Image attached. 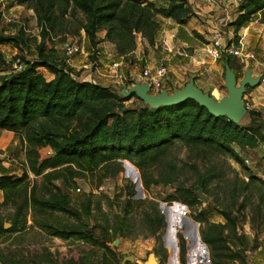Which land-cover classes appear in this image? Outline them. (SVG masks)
Here are the masks:
<instances>
[{"label": "trees", "instance_id": "16d2710c", "mask_svg": "<svg viewBox=\"0 0 264 264\" xmlns=\"http://www.w3.org/2000/svg\"><path fill=\"white\" fill-rule=\"evenodd\" d=\"M16 3L33 10L41 40L34 58H14L22 63L20 69H15L0 49V129L14 133L25 154L19 174L0 173V241L37 228L53 237H76L99 250L85 253L84 259L73 264H120V254L108 243L116 237L131 238L135 225L132 214L136 213L144 227L142 236L155 239L154 253L164 261L166 250L161 235L166 222L157 201L133 198V186H127L126 196L117 201L116 210H103L102 196L92 193H85L76 206L72 197L53 183L56 179L73 182V177L82 171L96 169L104 175H115L122 169L121 161L127 160L138 170L144 191L153 185L173 188L167 200L184 204L199 223L200 238L209 248L211 264H246V253L256 249L257 244L238 231V213L249 204L258 209V203L251 205L248 195L257 181L264 184L252 174L243 158L248 150L264 141L263 132L252 125V118L248 125H240L225 116L210 114L192 99L156 108L140 100L138 107H127L125 102L137 98L135 95L124 97L113 85L80 78L67 59L44 49L45 38L50 35L74 36L83 30L91 48L89 60L102 41L112 43L116 54L124 57L135 50L138 36L149 46L155 45L158 15L185 24L193 14L186 0H168L166 5L152 0ZM255 14L264 24V0H241L232 21L235 31ZM100 31L104 32L102 38L98 37ZM7 43L22 49L26 44L22 28L17 34H6L0 28V47ZM146 52L144 47L143 53ZM226 56L230 55L220 58ZM40 67L50 72L52 78L47 79ZM248 110L249 117L260 113ZM45 147L51 152L41 156L40 150ZM176 149L184 150L187 160H191L187 163L194 173L191 184L180 179L181 168L174 160L179 157L174 154ZM215 156L233 159L247 177L235 178L223 186V192L218 194L222 195L221 201L225 197L223 203L219 201L221 204L213 202L212 185L219 179V172L213 171L210 163ZM30 173L40 180L30 178ZM197 190L212 197V202L204 203ZM106 202L112 207L114 199L106 197ZM212 210L218 211L224 222L210 221L207 213ZM93 213L100 215L101 221L91 224ZM56 215L65 218L58 219ZM96 228L100 229L98 235ZM177 239L179 259L185 264L186 241L180 233ZM0 264L23 261L0 248Z\"/></svg>", "mask_w": 264, "mask_h": 264}, {"label": "rangeland", "instance_id": "374dc122", "mask_svg": "<svg viewBox=\"0 0 264 264\" xmlns=\"http://www.w3.org/2000/svg\"><path fill=\"white\" fill-rule=\"evenodd\" d=\"M153 2L158 5H166L168 0H153ZM186 4L192 10L193 14L183 25L176 24L174 21L168 20L167 18L158 17L159 27L156 31L157 41H155V45L153 46H145L147 52L143 54L146 55L148 59L153 58L155 63H157L156 66L161 64L159 62L161 59H165V61L175 66L176 72L182 79H180V82H177V77L171 78V75H169L171 72L168 73L165 79L166 82L164 83V88L168 91H171L173 86L178 88L183 86L184 82L188 81L189 77H193L203 87V91L208 92L218 100L226 95V89L223 86L224 59H227L228 64L233 68L237 81L242 78L247 64L245 61H241L239 58L231 55L216 60L212 58L208 50L213 29H222L225 39L227 41L231 40L235 47H241L251 54L254 52L259 58H264V24L259 21L258 14H255L249 21L245 22L235 31V26L232 21L237 16L236 12L232 14L230 19L225 21L221 9L210 6L202 2V0H186ZM0 28L6 34H17L19 29L22 28V33L26 42L22 49L19 50L10 43L3 44L0 47L4 57L7 61L11 62L13 67L18 66V60L14 58L19 55L23 56L25 59H32L36 56V46L41 40V33L32 9L24 4H17L16 0H0ZM100 34L101 32L98 33V37ZM138 40L137 37L136 46L139 45ZM66 43H75L79 46L80 51L68 57L66 61L75 65V70L80 73V78H85L87 74H91V79L94 78L96 81L100 80L107 85H113L118 90H120L122 86H125L127 89L133 84L128 83V81L131 80L129 77L122 78L121 80L117 78V66H112L116 60L114 57L115 53L109 50V48H105L107 51L103 53L106 58L108 56V58L105 59V61H107L105 68L111 75L107 80L104 78L100 79L98 74L95 73L97 65L100 64L97 58L99 50L94 54L93 59L88 60L89 65L85 66V59H89V55L86 56V51L91 50V48L88 45L89 43L83 30H80L74 36L69 33L66 35H50L45 38L44 49L45 51H53L58 56H62L63 48ZM89 52L91 53V51ZM145 65L146 62L143 60L141 69L144 68ZM252 88L253 87H247L243 96L245 102L249 100L247 91ZM140 103L138 98H131L125 102V105L127 107H138ZM259 104L261 107L258 106L257 108L247 105V112L249 111L248 109L252 108L259 110L260 113L259 115L251 114V117L246 113L239 124L248 125L250 123V118H252V125L259 127L264 134V99L260 101ZM22 152L23 148L18 137L10 131L0 129V165L3 164V166H7L6 170H20L21 172L22 167L19 157L22 155ZM49 152L50 148L48 147L40 150L41 156L48 155ZM174 154H178L179 156L178 158L176 156L174 160L178 163L179 168H181L180 179L184 180V182L187 181V184L193 183L194 173L191 171L192 165L187 164L191 163V160H187L185 151L182 149H176ZM243 158L244 163L252 174L264 181V141L259 142L256 148L248 150ZM210 163L212 164L213 171L216 170L219 172L218 181L214 182L212 185V192L214 194L213 202H216V204L220 202L223 203L225 197L221 201L220 196L222 195H218L223 192V186L232 183L235 178L247 180V177L241 167L233 159L226 158L225 156H215L210 160ZM130 165L132 164L127 160H122V169L115 175H104L101 169H96L94 171H82L83 173L73 177V182L63 183L62 179H56L53 183L59 185L62 191L68 193L72 197L73 205L76 206L79 200L84 199L83 196L85 193L102 196V205L105 211L116 210L117 201L124 199L126 196L127 186H133L135 191L133 198H147L157 201L159 203L160 212L163 210L164 205L171 206L174 203H178L176 201L167 200V196L173 191L170 185H153L148 191H144L141 185L142 192L139 194V190L136 187L134 172ZM30 178L40 180L39 176L34 177L31 173ZM100 186H102L101 190L99 189ZM77 188H79L78 191ZM198 191L199 190H197V192ZM200 193L204 195L202 191H200ZM248 196L251 205L253 203H258V209H253L249 204L238 213V231L243 232L249 240H253V242L257 244L256 249L246 253V264H264V184L257 181L256 187L252 188ZM106 197L114 199L112 207L106 202ZM207 201L212 202V197L208 196ZM203 202L206 203L205 201ZM179 207L182 213L177 212L173 216L169 214L170 216H168V218L170 217L169 219H172L174 217L175 223L178 225L179 223L181 224L174 227H180L182 229L180 234L186 241L188 253L186 254L185 264H211L212 259L208 246L202 240L199 241V223L189 215L187 207ZM173 212L175 213V211ZM161 213L166 218L164 212L162 211ZM93 214L90 223L92 224L95 221L98 223L100 220L98 216L100 215ZM132 215H135L132 218V220L135 221V225L133 226L134 229L131 235L134 236L138 234V236H131V238L119 237L116 246L113 244L115 239L108 243L111 248H114L115 251L120 254V264H137L124 260V257L129 255L144 262L149 253H154L155 247L157 246L153 237L142 236L145 231L144 227L140 225V217L136 215V213ZM56 216H58V219L65 218L62 215ZM207 218L213 222H224L223 216L216 210L208 212ZM30 222L29 220L28 223ZM192 224L197 228V235L199 236L198 243L186 233L187 229ZM169 226L171 228V225ZM185 226L186 228H184ZM99 230L98 228L95 229L96 235L99 234ZM166 230L165 226L161 235L162 243L166 250V257L164 261H162L161 255H155L159 264H170L174 261L176 255L172 243L168 244L164 238ZM167 231H169V227ZM176 235L177 230L175 232V236ZM197 245L207 248L205 258H203L204 254L202 252L201 254H196L194 252ZM0 248L4 253L10 252L14 254L19 260L23 261V264H73V262L79 258L84 259L85 253L91 250L99 251L76 237L68 239L53 237L37 228H28L21 234L0 241ZM177 258L179 260L178 253ZM203 259H207L208 261L205 262ZM179 263L183 264L181 261H179Z\"/></svg>", "mask_w": 264, "mask_h": 264}, {"label": "water", "instance_id": "95a60500", "mask_svg": "<svg viewBox=\"0 0 264 264\" xmlns=\"http://www.w3.org/2000/svg\"><path fill=\"white\" fill-rule=\"evenodd\" d=\"M64 59H68L66 54H63ZM259 85V78L253 76L251 69L246 67L242 78L237 81L236 75L230 68L227 59H225L224 64V83L223 86L226 89V95L220 99H215L208 92L203 91L201 88L196 86L194 78L189 77L188 81L178 88L176 86L172 87L171 91L166 88L161 89L159 92H151L149 84L145 82L135 81L133 84L126 89L122 86L119 93L124 97H131L135 95L139 100H141L145 105L156 108L159 106H168L180 104L187 99H192L196 101L199 105L205 107L210 114L214 116H225L234 123H239L247 113V105L243 96L246 92V88L257 87ZM126 163V161H125ZM134 171V177L136 180V187L139 190V194L142 192L141 181L138 175V171L133 165H130ZM199 198L207 202L208 197L197 192ZM166 217L169 214L175 215L168 207L164 208ZM197 224V223H196ZM6 227L8 225H5ZM194 234L197 235V228L194 229ZM119 237H116L113 244L116 246L118 244ZM124 260L135 262L137 264H159L154 253H149L146 261L135 259L132 255L124 257Z\"/></svg>", "mask_w": 264, "mask_h": 264}, {"label": "built area", "instance_id": "2783aa9c", "mask_svg": "<svg viewBox=\"0 0 264 264\" xmlns=\"http://www.w3.org/2000/svg\"><path fill=\"white\" fill-rule=\"evenodd\" d=\"M202 2H204L210 6H215L219 9H221L223 12L225 21H227L228 19H230L232 17V14H234L235 12L237 14L241 0H202ZM79 51H80L79 46L75 43H66L64 48H63V54H66L68 57H71V56L77 54ZM208 51L214 60L220 58L222 55L229 54L231 56L239 58L241 61H245L247 64V67L252 66V67H250L252 75L257 76L259 78V85L258 86H263V88H264V58H259L254 52L253 53L255 55L253 53L251 54L249 51L243 50L241 47H235L233 45V43L231 42V40L227 41L225 39L224 32L222 31V29H220V28H214L213 29ZM112 66L116 67L117 63L114 62L112 64ZM21 67H22V63L18 61V66H15V69H20ZM167 74H168V69H167L166 65L159 64L154 68L143 69L140 76H139L138 81L139 82H145V83L149 84V86L151 88V92L154 91L157 93L161 89L164 88V83L166 82L165 79H166ZM90 77H91V74H87L85 76V79L90 80V81H94V78L91 79ZM246 105H247V102H246ZM99 189L101 190L102 186H100ZM78 190H79V188H77V191ZM179 206L186 208V206L184 204H181L178 202V203H174L171 206H165L164 205L163 206V212L165 214L164 208L168 207L171 211H175V213H177V212L182 213L180 211L181 209ZM168 216H170V215H168ZM180 217H182V216H180ZM173 218H172L173 222L168 223L169 225H171V228L169 225L167 226V228L169 227V230H172V231H173V229H176L177 234H178L181 231L179 228H175V227L179 226L181 224L179 222H178L179 225L177 223H175V219H173ZM198 238H199V236L194 235V238H192V239L198 243ZM200 240H201V238H199V241ZM174 246H173V248H175L176 255H175L174 261L171 262L170 264H180L179 263L180 259L178 260V258H177V253L179 254L177 235L175 236ZM194 252L196 254H201V252H202L204 254L203 258H205L206 253H207V248L205 246L200 247L197 245ZM187 253L188 252L186 250V254ZM203 261L206 262L208 260L203 259ZM185 263H186V259H185Z\"/></svg>", "mask_w": 264, "mask_h": 264}, {"label": "crops", "instance_id": "0c3cea01", "mask_svg": "<svg viewBox=\"0 0 264 264\" xmlns=\"http://www.w3.org/2000/svg\"><path fill=\"white\" fill-rule=\"evenodd\" d=\"M159 16L160 17H163L161 15H158L157 16V20H158V17ZM163 18H166V17H163ZM167 19L168 20H172L171 18H167ZM100 32H101V34L99 35V38H102L103 35H104V32L103 31H100ZM138 39H139L138 40L139 45L136 46V48H135L134 51H132L131 53L127 54L124 57L118 56L116 54L115 49H114V45L112 43H110L108 41H102V42H100L98 44V50H99L98 54L99 55L97 56V58L100 61V64L101 65L100 64L97 65V67L95 69V73L98 74V77L100 79L104 78L105 80H107V78L111 76L110 75V72L105 68L106 65H107L106 64L107 61H105V59L108 58V56L106 58V56L103 54V53H105L107 51V49H105V48H109V50H112L115 53L114 57L116 58V60L114 62L117 63L116 75H117V78L119 80H121L122 78H128L129 77V79L133 80V82L138 81L139 76H140V74H141V72H142L143 69L156 67V64L157 63H155L154 59L153 58L148 59V58H146V55L143 54L144 47L145 46L146 47L148 46L147 41L144 38H141L140 36H138ZM155 41H157L156 35H155ZM89 51H91V50H87L86 51V56L89 55V53H90ZM88 60L89 59H85V66L89 65V61ZM143 60L146 62V65H145L144 68L141 69V63L143 62ZM159 62L161 64L166 65V67L168 69V73L171 72V74H169V75H171L170 76L171 78L172 77L173 78L174 77H177L176 81L177 82H180V79H182V78L176 72L175 66H173L172 64H170L167 61H165V59H161ZM68 64L75 69V65L74 64H72L70 62H68ZM167 64H168V66H167ZM39 70H40V72L43 73V75L47 79L52 78V74L50 72H48L45 68L40 67ZM194 81H195L196 86H198L199 88H201L202 90H204L203 87L197 82L196 79H194ZM94 82L99 83L101 85H107L106 83H102L100 80L96 81L94 79ZM186 82H184V84ZM184 84H183V86H184ZM181 87H179V88H181ZM247 93L249 95V98H248L249 100L246 101L247 102V105H249L250 107H254V108H257L258 106L261 107V105L259 104V102L260 101H263V99H264V88H263V86L253 87L252 89L248 90ZM19 159H20V163L21 164H23L25 162L24 150L22 152V155H20ZM6 167L7 166H3V164L0 165V173H15V174H19L20 173V170H18V171L6 170ZM165 222H166V229L168 230V228H167L168 223L169 222H173V220L166 217L165 218ZM184 228H186V226ZM179 229H180V231H182V229L180 227H179ZM194 229H195L194 224H192L191 226H189V228L187 229V232L186 233L189 234V237H191V238H194V235H195L194 234ZM167 230H166V233L164 235V238L168 242V244L172 243V245L174 246L176 229H173V231H170V230L167 231Z\"/></svg>", "mask_w": 264, "mask_h": 264}, {"label": "flooded vegetation", "instance_id": "af4514ba", "mask_svg": "<svg viewBox=\"0 0 264 264\" xmlns=\"http://www.w3.org/2000/svg\"><path fill=\"white\" fill-rule=\"evenodd\" d=\"M177 202V201H176ZM170 218V217H169Z\"/></svg>", "mask_w": 264, "mask_h": 264}, {"label": "bare ground", "instance_id": "6f19581e", "mask_svg": "<svg viewBox=\"0 0 264 264\" xmlns=\"http://www.w3.org/2000/svg\"><path fill=\"white\" fill-rule=\"evenodd\" d=\"M134 172V171H133Z\"/></svg>", "mask_w": 264, "mask_h": 264}]
</instances>
